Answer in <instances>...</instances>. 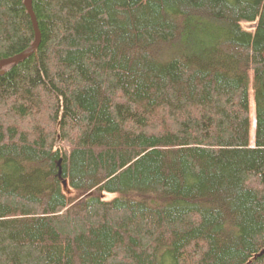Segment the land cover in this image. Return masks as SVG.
Returning a JSON list of instances; mask_svg holds the SVG:
<instances>
[{"label":"trees","instance_id":"obj_1","mask_svg":"<svg viewBox=\"0 0 264 264\" xmlns=\"http://www.w3.org/2000/svg\"><path fill=\"white\" fill-rule=\"evenodd\" d=\"M32 9L0 69V264H264V0ZM33 41L0 0V59Z\"/></svg>","mask_w":264,"mask_h":264},{"label":"water","instance_id":"obj_2","mask_svg":"<svg viewBox=\"0 0 264 264\" xmlns=\"http://www.w3.org/2000/svg\"><path fill=\"white\" fill-rule=\"evenodd\" d=\"M24 6L30 17L31 23H32L33 32H34V41L27 49H25L21 53L15 56L9 57V58L0 59V69L10 64H14L19 61H22L23 59L29 57L31 54L35 52V50L39 46L41 34L38 28V23H37L35 14L32 9V0H24ZM62 185H63L64 191L68 193L67 180H63Z\"/></svg>","mask_w":264,"mask_h":264},{"label":"rangeland","instance_id":"obj_3","mask_svg":"<svg viewBox=\"0 0 264 264\" xmlns=\"http://www.w3.org/2000/svg\"><path fill=\"white\" fill-rule=\"evenodd\" d=\"M241 27L246 30V31H252L254 28V22H246V21H242L241 22ZM249 100H250V105L252 108L253 105V94H252V89H249ZM103 199H107L110 200L114 197L113 194H108V193H103L101 196Z\"/></svg>","mask_w":264,"mask_h":264},{"label":"bare ground","instance_id":"obj_4","mask_svg":"<svg viewBox=\"0 0 264 264\" xmlns=\"http://www.w3.org/2000/svg\"><path fill=\"white\" fill-rule=\"evenodd\" d=\"M253 125H254V122H253Z\"/></svg>","mask_w":264,"mask_h":264}]
</instances>
